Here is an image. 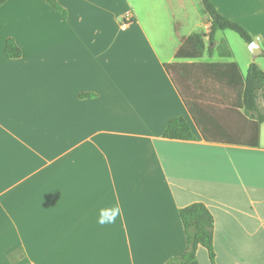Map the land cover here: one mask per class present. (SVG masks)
<instances>
[{"label": "crops", "instance_id": "crops-1", "mask_svg": "<svg viewBox=\"0 0 264 264\" xmlns=\"http://www.w3.org/2000/svg\"><path fill=\"white\" fill-rule=\"evenodd\" d=\"M56 1L66 17L45 0L0 6V264H164L185 250L178 209L193 202L213 215L215 264H264V121L249 145L251 116L221 103L204 67L245 75L264 56L232 30L210 39L200 0ZM211 1L264 51V0ZM8 37L20 57L4 55ZM176 116L196 139L162 136ZM188 264H210L206 249Z\"/></svg>", "mask_w": 264, "mask_h": 264}, {"label": "trees", "instance_id": "trees-1", "mask_svg": "<svg viewBox=\"0 0 264 264\" xmlns=\"http://www.w3.org/2000/svg\"><path fill=\"white\" fill-rule=\"evenodd\" d=\"M7 0H0V6ZM54 10L58 11L63 17H66V10L59 5L56 0H45ZM202 20L209 25L208 37L212 39L213 34L217 30H232L246 44H249L253 38L248 30L241 24L222 15L211 0H200ZM200 34L195 33L183 40L182 45L176 53L180 57L182 51L192 46V41L197 39ZM200 46L203 44L200 42ZM4 55L9 58H18L22 54L21 48L12 37H8L4 44ZM197 52L191 53L190 56H196ZM264 56V51H262ZM179 64H165L167 73L177 86L181 93L183 101L196 120V108L199 105L195 98L190 97L185 89L180 87V78L176 76ZM209 73L217 78L213 79L210 86L225 89L226 93L220 96V101L226 105H232L236 108H242L244 115L252 118L253 129L255 135L249 145H257L260 124L264 121V70L255 62H251L247 68L245 75H241L238 66L234 62L225 63H206ZM235 91V97L227 94L228 91ZM93 93H79V97H90ZM258 99L262 100L259 105ZM197 122V120H196ZM198 123V122H197ZM199 125V123H198ZM162 136L169 139H196L191 131L187 120L182 116L171 118L166 124ZM203 138H210L203 134ZM179 219L183 228L185 237V250L181 255L170 257L164 264H188L195 259L196 251L199 246L204 247L207 251L210 264H215V251L213 247V215L207 206L202 202H193L178 209Z\"/></svg>", "mask_w": 264, "mask_h": 264}, {"label": "clouds", "instance_id": "clouds-1", "mask_svg": "<svg viewBox=\"0 0 264 264\" xmlns=\"http://www.w3.org/2000/svg\"><path fill=\"white\" fill-rule=\"evenodd\" d=\"M119 213H120L119 207L113 208L111 210V214H109L108 212H104L98 222L101 224L113 223L116 217L119 215Z\"/></svg>", "mask_w": 264, "mask_h": 264}, {"label": "water", "instance_id": "water-1", "mask_svg": "<svg viewBox=\"0 0 264 264\" xmlns=\"http://www.w3.org/2000/svg\"><path fill=\"white\" fill-rule=\"evenodd\" d=\"M248 49L253 57H257L262 54V49L260 45V39L255 38L248 44Z\"/></svg>", "mask_w": 264, "mask_h": 264}, {"label": "built area", "instance_id": "built-area-1", "mask_svg": "<svg viewBox=\"0 0 264 264\" xmlns=\"http://www.w3.org/2000/svg\"><path fill=\"white\" fill-rule=\"evenodd\" d=\"M131 19V16L129 15V14H126V15H124V19H123V21L124 22H127V21H129Z\"/></svg>", "mask_w": 264, "mask_h": 264}, {"label": "rangeland", "instance_id": "rangeland-1", "mask_svg": "<svg viewBox=\"0 0 264 264\" xmlns=\"http://www.w3.org/2000/svg\"><path fill=\"white\" fill-rule=\"evenodd\" d=\"M235 35H236L237 39H238L241 43H243L242 39H241L237 34H235Z\"/></svg>", "mask_w": 264, "mask_h": 264}]
</instances>
